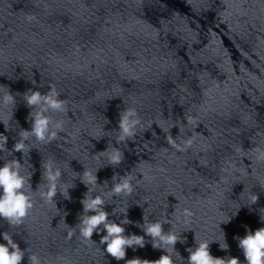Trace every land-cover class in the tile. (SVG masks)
<instances>
[{
  "label": "clouds",
  "instance_id": "9594fccd",
  "mask_svg": "<svg viewBox=\"0 0 264 264\" xmlns=\"http://www.w3.org/2000/svg\"><path fill=\"white\" fill-rule=\"evenodd\" d=\"M30 19V18H29ZM49 92L41 93L39 90H31L28 92L31 95L25 94L27 107L31 109L29 117L31 118L30 130L21 129L18 133L19 139L13 145L11 150L7 149L6 144L8 137L0 133V152L12 154L13 152H21L23 155L27 149L25 141L28 136H34L37 140L48 141L56 138V132L49 131V118L44 114L48 108L61 111L64 110L65 102L59 98V94L49 84ZM3 103L5 105L12 104L13 110L15 108V96L10 90L5 94ZM42 104L46 105L41 111L35 112L33 115L32 109L40 107ZM136 113L133 109L128 108L121 111L118 121V131L120 133L119 140L127 141L133 138L136 133L134 129L139 123L138 120L130 119ZM13 118V116H12ZM5 126V130L8 131L9 126L3 120H0ZM57 128L61 129L62 125L57 124ZM168 143L176 147L175 141L168 136ZM187 145H191L192 141L189 139ZM29 152L31 149H27ZM107 151V149L105 150ZM124 153L119 148H114L108 155V159L111 165H117L122 162ZM22 163L19 159H5L2 167H0V218H3L7 223L12 226L22 225L27 218L30 209L33 208L32 197L29 196L25 189L26 177L21 175L20 169ZM45 174L48 180V189L45 193H42V197L49 203L55 204L54 197L57 195L56 180L60 176V172L57 169L55 172L52 170L53 162L48 161L45 165ZM118 174H113V180L117 179ZM30 181L31 177H27ZM98 177L92 171L85 169L83 172L82 183L87 187L89 184L96 185ZM104 183H107L105 181ZM91 189H89V192ZM133 192V185L129 178V173H125L119 176V181L113 183L111 187V193L113 195H130ZM65 199H71L67 194V190L61 193ZM250 200L253 204L257 203L259 196L251 195ZM80 203L83 205V213H93L91 215H82L80 224V236L84 240H92L94 233L106 232L102 235L99 241L100 245H106L104 252L110 255L115 260H124L126 257V249L129 247L139 246L143 248L145 246V235L151 237L152 247L154 249H162L165 254H162L156 260H147L140 258H133L126 260V264H176V258L181 261L184 258L180 256L179 252L175 249L177 242L184 243L186 237H182L180 233L171 228L167 232L164 231L163 223L159 220L150 221L147 218L144 219L143 224H137L145 235H125V224H130L132 221L127 218V209L122 213L124 219L121 223H116L109 219L110 213L105 211V200L102 195L90 196L88 193L84 194ZM59 211V210H58ZM193 213L185 208L181 216L184 218V223L190 222V217ZM261 220L264 221V215L261 216ZM168 222V221H165ZM227 222V221H226ZM225 222V223H226ZM103 225V228H100ZM3 240L7 243H0V264H21L25 257L26 250H22L19 244L16 243L12 235L8 231L3 234ZM71 237L72 233L68 234ZM238 240V247L242 250L246 264H264V227L257 228L254 232L247 231V234L243 237H234ZM195 246L189 247L186 250L189 255L187 257V264H242L238 257L225 256L215 257L210 252V241L205 239L196 240L194 237ZM222 250H228V244L226 241L223 245L220 244ZM29 264H41L39 257L32 253L28 254Z\"/></svg>",
  "mask_w": 264,
  "mask_h": 264
}]
</instances>
